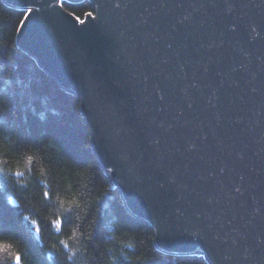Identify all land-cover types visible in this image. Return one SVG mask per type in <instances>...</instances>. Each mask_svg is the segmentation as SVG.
Masks as SVG:
<instances>
[{
	"label": "water",
	"instance_id": "1",
	"mask_svg": "<svg viewBox=\"0 0 264 264\" xmlns=\"http://www.w3.org/2000/svg\"><path fill=\"white\" fill-rule=\"evenodd\" d=\"M90 1L78 20L6 0L26 12L18 45L79 96L127 210L165 253L264 264V0Z\"/></svg>",
	"mask_w": 264,
	"mask_h": 264
},
{
	"label": "trees",
	"instance_id": "2",
	"mask_svg": "<svg viewBox=\"0 0 264 264\" xmlns=\"http://www.w3.org/2000/svg\"><path fill=\"white\" fill-rule=\"evenodd\" d=\"M60 3L78 20L96 14L90 0ZM25 13L0 0V264H210L159 250L127 210L79 96L18 45Z\"/></svg>",
	"mask_w": 264,
	"mask_h": 264
},
{
	"label": "snow or ice",
	"instance_id": "3",
	"mask_svg": "<svg viewBox=\"0 0 264 264\" xmlns=\"http://www.w3.org/2000/svg\"><path fill=\"white\" fill-rule=\"evenodd\" d=\"M29 11H31V10H29ZM16 258H17L18 261L21 259V257H20L19 254H17V257Z\"/></svg>",
	"mask_w": 264,
	"mask_h": 264
},
{
	"label": "rangeland",
	"instance_id": "4",
	"mask_svg": "<svg viewBox=\"0 0 264 264\" xmlns=\"http://www.w3.org/2000/svg\"><path fill=\"white\" fill-rule=\"evenodd\" d=\"M91 16H95V15H93V14H91ZM114 185H115V183L114 182H112ZM118 188V187H117Z\"/></svg>",
	"mask_w": 264,
	"mask_h": 264
}]
</instances>
